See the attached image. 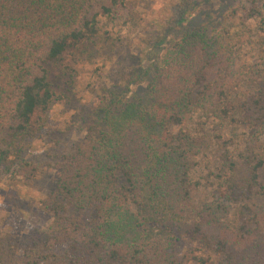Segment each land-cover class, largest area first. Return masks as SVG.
<instances>
[{"label": "trees", "instance_id": "16d2710c", "mask_svg": "<svg viewBox=\"0 0 264 264\" xmlns=\"http://www.w3.org/2000/svg\"><path fill=\"white\" fill-rule=\"evenodd\" d=\"M128 3L0 0V168L39 175L23 152L58 99L45 64H56L74 87L79 63L114 47L100 18L113 19ZM194 5L177 0L159 21L167 43L153 44L146 67L132 72L129 84L137 86L97 92L83 139L41 201L50 223L26 240L0 236V264H8L3 257L13 264H264V204L255 202L264 199L263 83L239 103L250 127L243 147L214 135L223 182L216 202L197 205L202 183L193 171L211 144L207 120L233 116L223 106L234 54L213 46L208 24H194ZM238 194L255 202L243 210L252 226L239 229L225 204ZM182 235L201 247L182 249Z\"/></svg>", "mask_w": 264, "mask_h": 264}, {"label": "rangeland", "instance_id": "374dc122", "mask_svg": "<svg viewBox=\"0 0 264 264\" xmlns=\"http://www.w3.org/2000/svg\"><path fill=\"white\" fill-rule=\"evenodd\" d=\"M129 1L126 6L117 8L113 19L100 18L102 30L114 38V47L93 61L79 63L74 87L56 64H45L58 99L51 106L48 123L35 137L25 142L23 152L25 160L38 168L39 175L29 178L16 168L7 172L5 167L0 168L1 237L13 234L16 239L26 240L33 227L45 228L50 223L49 217L40 209L41 201L56 188L59 163L83 139L84 124L97 100V92L107 88L127 94L132 90L131 86H137L129 84L130 75L146 67L151 46L156 42L157 46L167 43L168 34L161 33L158 24L170 16V8L177 0ZM194 4L193 12L198 15L194 24H208V36L213 46L227 48L234 54L230 87L223 106L230 105L233 116L224 118L219 112L210 115L206 131L211 144L198 158L193 171V178L202 183L197 205L203 206L216 202V187L224 177L216 169L215 136L221 134L232 138L234 146L243 147L250 127L241 122L239 103L260 83L264 84V0H194ZM127 86L131 88L129 91ZM261 181L264 183V169ZM236 196V200L225 202L230 208L229 220L238 229L252 226L250 215L243 211L244 206L255 202L264 204V199L255 197L254 202L240 194ZM179 246L192 250L201 244L182 235ZM213 255L216 260L219 258ZM2 260L13 264L9 257Z\"/></svg>", "mask_w": 264, "mask_h": 264}]
</instances>
